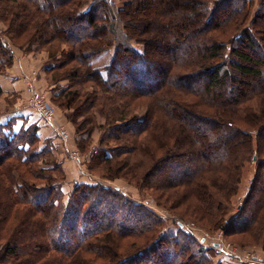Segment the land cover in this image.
<instances>
[{"label": "trees", "instance_id": "obj_1", "mask_svg": "<svg viewBox=\"0 0 264 264\" xmlns=\"http://www.w3.org/2000/svg\"><path fill=\"white\" fill-rule=\"evenodd\" d=\"M254 1L0 0V73L13 62L11 42L48 51L47 72L86 79L94 92L77 97L53 87L60 106L84 116L78 131L126 95L155 97L154 121L145 113L105 120L87 163L147 193L177 225L165 234L145 201L101 181L65 195L60 162L34 171L33 161L52 155L49 143L30 149L36 127L13 131L11 119L0 124V264H223L213 261L217 247L179 226L186 218L264 249V0L255 9ZM131 8L153 14L136 24ZM110 50L107 65L92 64ZM253 154L256 176L230 215Z\"/></svg>", "mask_w": 264, "mask_h": 264}, {"label": "rangeland", "instance_id": "obj_2", "mask_svg": "<svg viewBox=\"0 0 264 264\" xmlns=\"http://www.w3.org/2000/svg\"><path fill=\"white\" fill-rule=\"evenodd\" d=\"M114 1H115V3L119 2V0H114ZM254 2L256 5V6H254V9H255L258 5V0H255ZM130 13H131V16H130L131 21L133 23H136V24L144 22V20L150 19L151 15L153 14V12H152L151 15H148V13L146 14L145 12H142V11H137L136 13H133L132 8L130 9ZM145 14L147 15V18L145 17ZM0 28L5 29V25L2 24L1 22H0ZM158 37H160V36H158ZM3 38H5V37L3 36ZM5 39L8 40V38H5ZM156 43H158V42H156ZM10 44H11L12 49L14 47H16L23 52L24 51L25 52L30 51V50H32V47H35V50H37V51L41 50V51H44L48 54V51H46L44 48H41L39 46L37 47L36 44L30 45V46H26V44H25V45H23V47L13 45L11 42H10ZM136 47L141 48V46L139 44L136 45ZM153 50L155 52L153 51L152 56H158L159 54L157 53V49H153ZM111 54H112L111 50L101 54L99 57H97L92 62V64L94 66L97 65L100 67L107 65L108 62L110 61ZM48 58H49V54H48ZM49 62H51L50 59H49ZM63 71L64 70H62V71L55 70L51 73L47 72L45 75V79L47 80L48 85H51L55 81H57V82H55L56 85L54 86V89L56 88V90H58V89L60 90L62 88L68 87L67 90L69 89L70 91L75 92L76 97L81 94L80 92L82 91V89H83V91L88 92V93L94 92V89L91 87L92 85L90 84V82H86V79L81 80V79L74 78L73 76H75V75L69 76V77L67 76L66 78L59 77L58 75H60ZM76 72H77V75H82V69L79 68ZM56 76H57V78H56ZM19 79H20V81H22V83H25L24 84L25 85V96L21 99L22 105L23 106L26 105V107L35 111L34 107L36 105H34V101H36V100L34 99V96H32L31 94L29 95L28 94L29 92L28 93L26 92L27 83H28L27 79H29L30 81H32L36 85L34 80H32V72L27 73V74H22V76ZM128 82L135 85V83L132 80H128ZM141 86H144V85H141ZM36 89H37L36 90L37 94L43 96V101L49 103L51 108H53V110H54L53 116H52L51 121H50L52 124L55 123L56 127L63 128V125H61V122L55 117L57 111H59L63 115V119L65 118V122L72 124L73 128L75 129V134H77V135H83L84 134V138L80 139V141L75 142L77 149L76 148H72V149H75L81 155L84 156V158L82 160L83 161L85 160V163H86L85 165H86L87 171L89 173H91L92 175H94V177H96L97 179H100L99 181L103 182L104 184H107V185H110L113 187L116 186L118 188H123V189L127 190V192H129L132 196H134V198L141 199L142 201H145L146 204L148 206H150L155 211V213L159 214L162 217V219L164 220L165 228L162 229V232H164L165 234L175 233V231L177 230V225L174 222L175 217L173 215H171V213H167L163 207L155 206L154 203L148 201L149 195L147 193L140 194L139 192H137V189L133 186V184H130V183L127 184L126 181H124L123 179H120V178H115L114 180H109L107 178L102 177L101 174H98L96 171H94L90 168V164H93L92 162H88V163L86 162L90 158V156H92V155H90L89 157L85 156V154L89 151L90 148L94 147V149L96 150V147L98 146L99 140L101 138L100 132H101V129L103 127L102 124H104L106 121H109L110 124H112V122L115 119H117V120L118 119H126V118H132L134 116H138V117L141 116L142 117L144 115V113L146 115H148L152 121H154V118L157 115V113L156 112L152 113L153 110L151 109L150 105H152V103L154 102L155 97L154 98L153 97L147 98L146 96H140V97L133 98V95H130V96L126 95L125 98H123L125 100H123L122 103H119V106H120L119 109L109 112V115L107 117L106 116L103 117L98 112H95L94 119L92 121L93 123L92 122H91L92 124L89 123L87 125V129H83L82 131H78L76 129L77 128L76 124H79L80 122H82L84 116L81 115V113H78L76 115V110L73 107H69L68 109H66V108L60 106L58 100H55L52 97H50L51 98L50 99L49 96L47 94H45V92L42 91L37 85H36ZM97 91H98V89H97ZM52 93L53 92L51 91V93H50L51 96L54 95ZM82 97L83 96H80L77 100L75 99L74 103L80 104V102L82 101ZM2 98H5L3 96V92L0 93V114L3 113L4 111H7V110L9 111L11 109V107L14 106L15 104H17V102H18L15 99L14 101L13 100L9 101L5 105H3ZM128 99L130 100V102L128 101V105H126ZM148 99H150L149 102H148ZM146 103H148V104H146ZM83 110H84V108H83ZM121 113H124L123 114L124 116L120 117L119 115ZM39 115H41V114H39ZM188 119L193 122V118L189 117ZM90 121H91V119H90ZM195 124H197L196 121H195ZM198 126L199 125H196L195 128H198ZM143 135H145V133L142 132L141 137ZM143 137L145 138L147 136H143ZM38 144H39V142L34 146L31 145L30 149H32L33 147L36 148ZM41 146H44V145L43 144L38 145L39 148ZM72 149H70V150H72ZM96 152H97V150H96ZM66 155L70 156V151L68 153H66ZM253 156L255 157L254 159H252ZM252 157H251V160L249 159V161L243 167L242 178H241L239 186H238V189H239L238 193L233 195L230 198V207H231V212H230L231 214L230 215H234L235 213L238 212L237 207L242 204L244 198L246 197V193L249 190L248 187H249V184L251 182L252 177L256 176V170H257L256 155L253 154ZM46 160L48 162H54V161H58V158L56 155L54 156L53 154L52 155L46 154V155H41V157L36 162L33 161V165L36 166V169L34 171L37 174H38V172H37L38 166L39 167L44 166L46 164ZM185 166H186V164L183 165V168H185ZM97 170H98V168H97ZM64 178H65V176H64ZM35 182H36V184L39 183V185H42V183H40L41 181L35 180ZM119 184L122 186H119ZM182 221L184 223L192 222L190 219H187V218L185 220H182ZM193 224L195 225L196 229L203 230V231L209 233L210 235H216L217 230H219V229H215V231H214V230H210L208 227H203V226L200 227L199 225H196L194 222H193ZM194 232H199V231H194ZM199 233H196V234L192 233V234L196 238H201ZM222 236H223L222 240L225 243L235 245L239 248H245L246 247L252 251L256 250V249L258 250V246L250 245L251 244L250 241H247L248 243H246L245 245H239L237 243L239 238L235 235H230V237H224V233H222ZM120 243L121 242H119V244ZM201 244H203L206 247L209 246L208 241L206 242V244H204L203 242ZM259 247L261 248V246H259ZM119 250L120 251L122 250L121 244H120ZM222 259H223V261H222ZM227 259H229V261H230L233 258H231V259L225 258V257H222L221 255H217V254L215 257H213L214 262L217 260L223 264H226V262H228V261H226Z\"/></svg>", "mask_w": 264, "mask_h": 264}, {"label": "crops", "instance_id": "obj_3", "mask_svg": "<svg viewBox=\"0 0 264 264\" xmlns=\"http://www.w3.org/2000/svg\"><path fill=\"white\" fill-rule=\"evenodd\" d=\"M14 59L4 73H0V88L3 92L2 98L3 105L9 101H14L16 99L17 104L11 107L8 111H4L0 114V124H5L11 119L12 130L17 131L20 128H26L28 126H35L36 137L39 138V144L49 143L50 150L52 154L57 156L58 161L64 171V183L61 186V190L65 195H69V192L76 183H94L99 182L97 179L87 171L85 160L74 162L69 158L66 153L72 148H76V141L84 138L83 135L75 134V129L72 124L65 122L63 115L57 111L56 118L61 122L63 128L56 127L55 123H45L41 115L36 111L23 106L21 99L25 96V83L20 81L22 74H27L32 72V80L36 85L45 92L50 97L57 91H53L54 84L48 85L45 75L47 70L51 67V62H49L48 54L41 50H35L32 47L30 51H21L20 49L14 47ZM46 82V83H45ZM51 99V98H50ZM63 123V124H62ZM77 149V148H76ZM87 162V161H86ZM119 186H122L119 184ZM246 248V247H245ZM247 250L254 253L258 262L245 261L240 262L235 259L226 260V264H264V249L258 247V250Z\"/></svg>", "mask_w": 264, "mask_h": 264}, {"label": "built area", "instance_id": "obj_4", "mask_svg": "<svg viewBox=\"0 0 264 264\" xmlns=\"http://www.w3.org/2000/svg\"><path fill=\"white\" fill-rule=\"evenodd\" d=\"M28 83H27V88H26V92L32 96H34V99L36 101H34V105H36L34 107L35 111L39 114H41V116L43 117L44 121L46 123H51V118L53 116L54 110L53 108H51V106L49 105V103L44 102L43 101V96L38 95L37 94V89H36V85L30 81L29 79ZM32 83V84H31ZM29 90V91H28ZM52 124V123H51ZM96 153V150L94 149V147L90 148L89 151L85 154L86 157H89L90 155H93ZM69 158H71L74 162H80L82 161V159L84 158L83 155H81L78 151H76L75 149L70 150V156ZM179 226L184 229L185 231H189L190 233H199L201 238H198L200 240V242L206 244V242H209V246H213V247H217L218 249V255H221L222 257L225 258H233L235 260H238L240 262H245V261H251V262H258L259 260H257L256 256L254 255V253H252L251 251L247 250L246 248H239L235 245L232 244H228L223 242L222 240V230L219 229L217 230L216 235H210L209 233L203 231V230H198L196 229L195 225L193 224V222H179ZM194 231H199V232H194ZM229 260V259H227ZM223 261V259H222ZM259 264V263H257Z\"/></svg>", "mask_w": 264, "mask_h": 264}, {"label": "water", "instance_id": "obj_5", "mask_svg": "<svg viewBox=\"0 0 264 264\" xmlns=\"http://www.w3.org/2000/svg\"><path fill=\"white\" fill-rule=\"evenodd\" d=\"M254 158H255V157L253 156L252 159H254ZM253 179H254V177H252L251 182H250V184H249V187H250V185H251ZM249 187H248V188H249ZM249 189H250V188H249Z\"/></svg>", "mask_w": 264, "mask_h": 264}]
</instances>
